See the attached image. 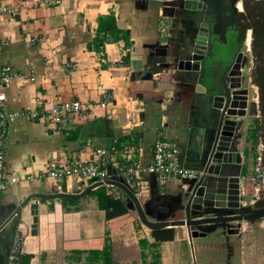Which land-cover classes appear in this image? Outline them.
<instances>
[{
	"label": "crops",
	"instance_id": "0c3cea01",
	"mask_svg": "<svg viewBox=\"0 0 264 264\" xmlns=\"http://www.w3.org/2000/svg\"><path fill=\"white\" fill-rule=\"evenodd\" d=\"M180 3L32 0L22 7L20 0H0V65L25 75L32 70L35 76L24 87L14 81L3 89L6 110L25 114L10 124L1 142L5 169L18 181L0 192V226L30 195L84 191L88 180L55 181L46 176L47 165L71 157L97 162L102 158L95 155L97 149L106 151L113 180L124 182L118 166H132L145 180L147 195L139 201L149 220L164 219L175 205L186 204L190 181L186 190L178 181L160 188L146 171L155 141L165 140L178 149L185 167L200 174L213 137L205 90L177 70L193 32L200 30ZM211 80L201 82L208 87ZM66 101L80 102L82 112L62 125L27 115L44 114L47 102ZM248 120L239 130L238 145L245 202L258 154ZM33 202L22 209L17 224L20 264H264L258 220L192 227L190 235L184 226L151 231L139 223L120 189L103 185L81 198L38 200L32 235ZM182 218L177 212L172 220ZM7 236L3 228L0 264H9Z\"/></svg>",
	"mask_w": 264,
	"mask_h": 264
},
{
	"label": "water",
	"instance_id": "95a60500",
	"mask_svg": "<svg viewBox=\"0 0 264 264\" xmlns=\"http://www.w3.org/2000/svg\"><path fill=\"white\" fill-rule=\"evenodd\" d=\"M234 2L235 0H181L180 3L186 13L199 18L202 30L193 32V43L187 48V56L177 62V70L189 74L192 80L205 90L213 127V137L206 162L199 177L189 183L190 190L186 204L175 205L166 213L164 219L151 221L137 196L122 182L109 179L92 183L88 180L87 188L79 194L28 196L0 226V231L6 228L8 236L13 231L15 233L22 209L35 199V202L29 206L32 216L30 233L35 235L38 200L81 198L91 189L103 185L120 189L132 203L140 223L151 231L184 226L190 235L192 227L209 225L217 228L232 222H254L264 218V208L242 205L241 158L238 145L241 140L239 130L242 124H245L243 119L246 117L248 107V89L244 87L243 77L248 58L241 51L240 41H236L235 54L221 72L220 79L215 80L212 77L208 87L203 86L201 82L204 73L202 66L212 61L211 40L225 43L227 29H234L235 9H237ZM177 212H182L184 218L172 220ZM195 215L198 217L194 218Z\"/></svg>",
	"mask_w": 264,
	"mask_h": 264
},
{
	"label": "built area",
	"instance_id": "2783aa9c",
	"mask_svg": "<svg viewBox=\"0 0 264 264\" xmlns=\"http://www.w3.org/2000/svg\"><path fill=\"white\" fill-rule=\"evenodd\" d=\"M35 1V0H33ZM39 3L45 2L48 4H58L60 0H36ZM157 3H163L165 0H148ZM22 7H30L32 0H20ZM240 4V8L237 5ZM239 11L242 10V0H238L235 4ZM3 12L16 14L15 9H2ZM1 49V47H0ZM14 81L24 87L28 83L35 82V76L30 70L29 74L17 73L9 65H0V192L6 191L10 186L15 184L18 180L16 176L5 169V152L1 145L2 140L8 134V128L17 117L24 115L22 112H10L5 108L6 96L3 89L13 83ZM44 114L36 111L28 112L29 118L44 119L48 125L59 126L62 125L67 117L79 115L82 112V106L78 101H66L61 103L47 102ZM106 104L101 103V107ZM26 116V115H25ZM258 154L256 157L257 165L255 168V176L258 179L261 175L262 168L259 164L261 162V153L263 150L262 144L257 147ZM95 155L102 157L97 162H82L78 158L71 157L68 161L63 163L57 161H50L47 165L46 176L55 181H62L69 178H76L78 180H91L92 183L103 182L112 179L107 170L108 160L106 158V151L97 149ZM119 175L124 177V185L134 192L138 199L146 197L148 186L145 180L135 176L137 170L132 166H118ZM148 174L155 177L156 184L160 188H166L172 182L178 181L182 190L187 189V182L199 177V174L193 169L185 167L179 159L178 149L171 143L165 140H157L153 146L152 162L146 168ZM57 189L61 192V185H57ZM255 200L250 202L255 204ZM242 205L249 206V202L242 201ZM15 238L12 244V249L9 253V264H20L21 259V243L22 239L15 232Z\"/></svg>",
	"mask_w": 264,
	"mask_h": 264
},
{
	"label": "trees",
	"instance_id": "16d2710c",
	"mask_svg": "<svg viewBox=\"0 0 264 264\" xmlns=\"http://www.w3.org/2000/svg\"><path fill=\"white\" fill-rule=\"evenodd\" d=\"M243 13L236 14V25L238 27V41L241 42V46L244 43V35L247 30L252 31V43L251 50L253 57L262 63L261 66H256L253 73L254 84L258 88V107L259 113L262 118L263 126L259 124V121L254 120V128L252 129V136L254 138V149H256L258 134L261 132L263 144H264V0H242ZM242 23V24H241ZM234 36L228 41L227 58L230 57L232 52L236 48V38ZM219 44H215L213 47L214 52L219 50ZM251 114H255L254 106L251 110ZM257 156H255L256 158ZM261 164L264 168V152L261 154ZM245 195H251V191L248 187H245ZM256 208H264V196L257 200L255 203Z\"/></svg>",
	"mask_w": 264,
	"mask_h": 264
},
{
	"label": "rangeland",
	"instance_id": "374dc122",
	"mask_svg": "<svg viewBox=\"0 0 264 264\" xmlns=\"http://www.w3.org/2000/svg\"><path fill=\"white\" fill-rule=\"evenodd\" d=\"M237 1L238 0H235L234 5L236 4ZM243 11L244 10H243V6H242V10L241 11H239L238 9H235V14L243 13ZM247 34L250 35V38H251L250 42L252 43V31L251 30H247L245 32V35H244V43L241 46V51L248 58L247 66L243 70V77H244V81H245L244 82V87H246L248 89V97H249V104H248V107H247L246 117H247V120L249 118V120H248L249 121V127L254 128V122H255L254 120H256V119L259 121V124L261 125V127L263 126L262 118L260 116L259 107H258V103H259L258 88L255 86L254 79H253L254 69L256 68V66H261L262 63L260 61L256 60L253 57L252 50H251V43H250L249 49H247L246 44H245ZM247 103H248V101H247ZM253 106H254V109H255V114H251V112H252L251 110H252ZM245 118L243 119L244 123H245ZM242 126H244V125L242 124ZM259 144H262V146H263V150H262V152H260L262 154L264 152V144H263V139H262L261 132L258 134V141H257L256 149H257ZM257 153H258V150H257ZM256 165H257V160L255 161V166H254V171H253V179H254L253 183H254V185L249 186V190L251 191L250 192L251 195H249V200L247 201V202H249V207H252V208H256V207H255V204L251 205L250 202L252 200H255V197H257V200H259V199L263 198V196H264V168H263V166H262V164L260 162L259 166H260V168H262V172H261L262 176H260L257 179L256 176H255ZM257 200H256V202H257ZM256 226H257V228L259 230L261 229L264 232V218L258 220Z\"/></svg>",
	"mask_w": 264,
	"mask_h": 264
},
{
	"label": "flooded vegetation",
	"instance_id": "af4514ba",
	"mask_svg": "<svg viewBox=\"0 0 264 264\" xmlns=\"http://www.w3.org/2000/svg\"><path fill=\"white\" fill-rule=\"evenodd\" d=\"M234 36H237L235 38L236 41H238V27L236 25V14H235V25L234 29H227L226 31V42H217L211 40V56H212V61L206 62L204 66V73H203V80L209 79V77H213L215 80L220 79L221 77V72L223 69L232 61V57L235 54V50L232 52L230 57L227 58L226 52H228V41L234 38ZM212 38V37H211ZM214 39V38H213ZM215 44H219V50L217 52H214L213 47ZM15 233H11L7 237V242H8V255L12 249V244L15 238Z\"/></svg>",
	"mask_w": 264,
	"mask_h": 264
},
{
	"label": "bare ground",
	"instance_id": "6f19581e",
	"mask_svg": "<svg viewBox=\"0 0 264 264\" xmlns=\"http://www.w3.org/2000/svg\"><path fill=\"white\" fill-rule=\"evenodd\" d=\"M225 2H227V1H225ZM237 7L240 8V4H238ZM187 16L189 17V19L192 22L197 23L199 25L200 31H201L202 30V25H201V22L199 21V18L198 17L195 18L194 15L190 14V13ZM250 41H251L250 35L247 34L246 41H245L247 49H249V47H250V43H251Z\"/></svg>",
	"mask_w": 264,
	"mask_h": 264
}]
</instances>
